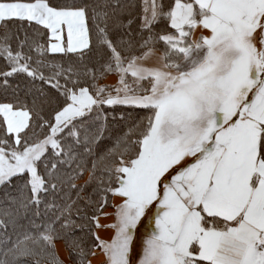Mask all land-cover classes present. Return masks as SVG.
<instances>
[{"label":"snow or ice","instance_id":"6c2138e0","mask_svg":"<svg viewBox=\"0 0 264 264\" xmlns=\"http://www.w3.org/2000/svg\"><path fill=\"white\" fill-rule=\"evenodd\" d=\"M58 242L264 264V0H0V264Z\"/></svg>","mask_w":264,"mask_h":264},{"label":"rangeland","instance_id":"374dc122","mask_svg":"<svg viewBox=\"0 0 264 264\" xmlns=\"http://www.w3.org/2000/svg\"><path fill=\"white\" fill-rule=\"evenodd\" d=\"M114 78L115 77H109L108 82H111V80ZM100 222L102 224L107 223V221H105L104 219H101ZM153 228H154V224L147 222V221H145V223H143L140 226L139 230L137 231V244H136L137 248H139V241L142 239L141 233H150ZM112 235H113V230L111 228L99 230V236L103 240H110ZM57 249H58L60 258L65 259V263H67V260H66L67 252L64 246L62 245V243L60 242L57 243ZM90 261H91V264H105V256L100 250H97L96 255L92 256Z\"/></svg>","mask_w":264,"mask_h":264},{"label":"trees","instance_id":"16d2710c","mask_svg":"<svg viewBox=\"0 0 264 264\" xmlns=\"http://www.w3.org/2000/svg\"><path fill=\"white\" fill-rule=\"evenodd\" d=\"M120 110H122V109H118V111H120ZM146 115H147V113L144 112V111H131V117H130V120L128 122H131L132 119L139 120L141 117H145ZM124 123L125 122H123V121L113 123L110 120L109 128L115 134L116 132H119V131L123 130ZM9 231H11V230L9 229ZM13 238H15V237H13ZM60 243H62V245H63V242H60ZM91 257L92 256L89 257V260L91 259ZM65 264H67V263H65Z\"/></svg>","mask_w":264,"mask_h":264},{"label":"crops","instance_id":"0c3cea01","mask_svg":"<svg viewBox=\"0 0 264 264\" xmlns=\"http://www.w3.org/2000/svg\"><path fill=\"white\" fill-rule=\"evenodd\" d=\"M64 258V257H63ZM92 258V257H91ZM65 260V259H64Z\"/></svg>","mask_w":264,"mask_h":264}]
</instances>
